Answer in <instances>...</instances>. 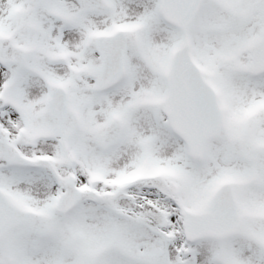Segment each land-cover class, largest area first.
<instances>
[{"label":"snow or ice","instance_id":"1","mask_svg":"<svg viewBox=\"0 0 264 264\" xmlns=\"http://www.w3.org/2000/svg\"><path fill=\"white\" fill-rule=\"evenodd\" d=\"M0 264H264V0H0Z\"/></svg>","mask_w":264,"mask_h":264}]
</instances>
